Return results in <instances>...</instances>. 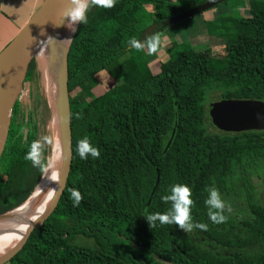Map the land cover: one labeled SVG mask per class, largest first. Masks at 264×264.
Returning a JSON list of instances; mask_svg holds the SVG:
<instances>
[{
	"label": "trees",
	"instance_id": "trees-1",
	"mask_svg": "<svg viewBox=\"0 0 264 264\" xmlns=\"http://www.w3.org/2000/svg\"><path fill=\"white\" fill-rule=\"evenodd\" d=\"M204 1L115 0L111 9L88 10L66 51L67 94L76 106L69 112L71 161L62 193L3 264H264V248L246 252L264 240V196L254 200L243 184L247 216L224 214L221 224L210 220L205 204L206 189L226 192L236 170L264 160V131L203 128L208 91L218 101H264V0H226L219 5L227 11L204 21L206 35L224 42V55L206 44L194 50L169 43L152 73L154 54L128 43L145 42L165 19ZM244 10L246 17L233 15ZM103 72L113 85L95 95V75ZM47 93L41 67L31 61L19 95L27 105L18 99L0 157V214L24 202L43 173L24 157L51 120ZM85 136L98 159L79 157L77 141ZM50 156L45 144L46 166ZM176 184L192 191V222L208 225L192 231L204 245L175 224L151 229L144 217L171 208L161 197ZM71 188L83 197L78 207Z\"/></svg>",
	"mask_w": 264,
	"mask_h": 264
},
{
	"label": "water",
	"instance_id": "water-1",
	"mask_svg": "<svg viewBox=\"0 0 264 264\" xmlns=\"http://www.w3.org/2000/svg\"><path fill=\"white\" fill-rule=\"evenodd\" d=\"M225 1L226 0H205L199 5L191 7L186 11L178 12L165 19L162 22V26H168L194 14L201 13ZM69 7L70 0H41L38 7L30 15L27 21L0 50V157L7 141L9 127L16 103L19 99L28 65L35 57L36 52L47 43L48 38H53L67 25L68 21L67 19H63L62 14ZM71 37L72 35L70 36V39ZM67 47L64 53L62 68L57 72L58 81L53 93L57 94V91L60 92V100L57 110L60 121L62 159L60 160L57 168L58 170L56 171L58 183L51 200L45 209V213L30 220L18 243L5 257L0 258V264L8 261L22 247L31 230L38 227L54 210L65 184L71 161V135L66 84ZM51 111L53 113L52 106ZM209 116L213 127L222 132L240 133L246 131H264V101L250 99L220 100L211 105ZM168 144L169 141L166 144V147ZM31 194L24 200V202L31 196ZM5 213L0 214V216Z\"/></svg>",
	"mask_w": 264,
	"mask_h": 264
},
{
	"label": "rangeland",
	"instance_id": "rangeland-1",
	"mask_svg": "<svg viewBox=\"0 0 264 264\" xmlns=\"http://www.w3.org/2000/svg\"><path fill=\"white\" fill-rule=\"evenodd\" d=\"M148 9H150V7H148ZM225 11L227 10L224 6L217 5L214 8L208 9L201 13L194 14L190 17L184 18L168 26H162L159 33L160 44L158 46L157 51L153 53L154 54L153 58H151L149 61L151 72L152 73L157 72L159 64L166 60L167 56L164 53V48L169 43H186L194 50H198L199 48H201L203 45L206 44L209 46L210 51L213 55H224L225 53L224 42L220 38H214L206 35L204 21L212 18L217 13H221ZM229 13L231 12L229 11ZM233 15L237 17H241V16L246 17L248 13L247 10H244L237 13L234 12ZM32 61L34 62V64L37 63L35 57L32 59ZM95 82L96 85L92 89V92L95 95L104 92L106 89H108L113 85V80L105 72L98 73L97 75H95ZM216 93L217 92L214 90L208 91L204 100L203 128L205 134L219 133V131L216 128H214L213 125L211 124L210 116H209L211 105L218 101V98L216 100V96H217ZM59 94H60L59 91H57V94H52V95H49V93H47L48 98L50 99L51 102L53 113L51 120L46 124L45 136H50L52 138L51 147L55 140L58 141L60 146L62 145L60 121L57 110L60 100ZM19 99L21 100V106L25 108L27 105V99L24 98V96ZM75 106L76 104L74 101H70L69 103V97H68L69 112L73 113L75 110ZM248 164L249 166L245 167L246 172L241 173L238 170L235 171V173L232 175V177L229 180L230 188L227 189L226 192H222V193L219 192L221 199L227 205H230L232 209L231 212L225 210L224 214L226 215L247 216L244 185L248 187V191L250 192L254 200L260 201L264 196V160H259L256 162V164H252L249 161ZM15 210H17V208L11 210V212ZM186 235H188L189 237H193L196 242H199L200 244L204 245V243L199 241L198 237H194L192 235V232L186 233ZM263 248H264V240L254 245L252 248L247 249L246 252L252 250L260 251Z\"/></svg>",
	"mask_w": 264,
	"mask_h": 264
},
{
	"label": "clouds",
	"instance_id": "clouds-1",
	"mask_svg": "<svg viewBox=\"0 0 264 264\" xmlns=\"http://www.w3.org/2000/svg\"><path fill=\"white\" fill-rule=\"evenodd\" d=\"M93 6L111 9L115 6V0H70V7L62 14L63 19H67L68 21L66 27L74 33L77 30V25L87 24V12ZM49 41H54V39L49 37L47 42ZM64 41H70V39ZM128 43L132 48L137 50L146 47L151 55L158 49L160 44V35L154 34L148 37L143 43L133 37L128 41ZM51 143L52 138L50 136H44L40 140H34L30 145V150L24 158L31 161L33 166L40 168L42 172H47V166L42 163V155L44 145ZM76 150L81 159H87L88 155L97 159L100 157V151L98 148L93 147L90 144L89 139L86 136L77 141ZM206 191L209 195L205 200V204L209 209L208 216L210 220L214 224L226 222L227 217L224 215V212L225 210L231 212V206L227 205L221 199L219 191L215 187H210L206 189ZM69 192L73 205L78 207L83 199L81 193L75 188L69 189ZM191 196L192 191L187 185L176 184L171 186L170 194L161 197L164 202L171 203V208L163 214L159 212L146 214L144 217L148 222L149 227L152 229L156 227L157 222H159L161 225L175 224L185 233H190L193 229L207 231V224L192 222L191 206L193 205V200L191 199Z\"/></svg>",
	"mask_w": 264,
	"mask_h": 264
},
{
	"label": "bare ground",
	"instance_id": "bare-ground-1",
	"mask_svg": "<svg viewBox=\"0 0 264 264\" xmlns=\"http://www.w3.org/2000/svg\"><path fill=\"white\" fill-rule=\"evenodd\" d=\"M72 33L65 26L53 37L54 41L47 42L35 54L49 95L55 91L58 81L57 72L63 65L64 53L68 44V41L64 40L70 39ZM62 41L64 42L61 43ZM61 159V146L55 140L52 144V154L47 165V172H43L42 178L31 196L18 206L17 210L0 216V258L5 257L18 243L30 220L45 213L58 183L56 171Z\"/></svg>",
	"mask_w": 264,
	"mask_h": 264
},
{
	"label": "crops",
	"instance_id": "crops-1",
	"mask_svg": "<svg viewBox=\"0 0 264 264\" xmlns=\"http://www.w3.org/2000/svg\"><path fill=\"white\" fill-rule=\"evenodd\" d=\"M41 0H0V50L27 21Z\"/></svg>",
	"mask_w": 264,
	"mask_h": 264
}]
</instances>
